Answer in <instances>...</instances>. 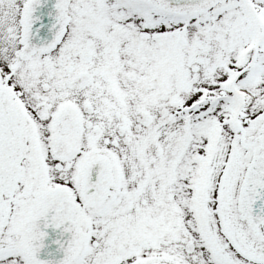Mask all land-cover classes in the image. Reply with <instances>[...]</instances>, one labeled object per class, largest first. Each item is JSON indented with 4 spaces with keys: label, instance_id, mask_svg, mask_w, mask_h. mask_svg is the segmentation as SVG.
<instances>
[{
    "label": "snow or ice",
    "instance_id": "obj_1",
    "mask_svg": "<svg viewBox=\"0 0 264 264\" xmlns=\"http://www.w3.org/2000/svg\"><path fill=\"white\" fill-rule=\"evenodd\" d=\"M0 264H264V0H0Z\"/></svg>",
    "mask_w": 264,
    "mask_h": 264
},
{
    "label": "water",
    "instance_id": "obj_2",
    "mask_svg": "<svg viewBox=\"0 0 264 264\" xmlns=\"http://www.w3.org/2000/svg\"><path fill=\"white\" fill-rule=\"evenodd\" d=\"M49 232H50V236L46 238V241L53 239L55 236V233H53L51 229H49ZM55 249H56L55 244H47L46 248L42 249L41 256H44L47 252H52L54 255H59V253H57Z\"/></svg>",
    "mask_w": 264,
    "mask_h": 264
}]
</instances>
